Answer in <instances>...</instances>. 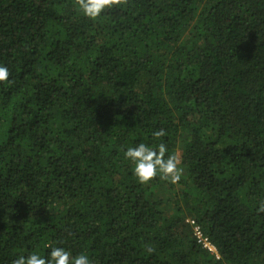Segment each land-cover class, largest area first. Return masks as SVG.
Masks as SVG:
<instances>
[{
    "label": "trees",
    "instance_id": "16d2710c",
    "mask_svg": "<svg viewBox=\"0 0 264 264\" xmlns=\"http://www.w3.org/2000/svg\"><path fill=\"white\" fill-rule=\"evenodd\" d=\"M0 65V264L51 247L264 264V0H128L96 21L75 0H0ZM140 143H164L180 181L138 182Z\"/></svg>",
    "mask_w": 264,
    "mask_h": 264
},
{
    "label": "clouds",
    "instance_id": "9594fccd",
    "mask_svg": "<svg viewBox=\"0 0 264 264\" xmlns=\"http://www.w3.org/2000/svg\"><path fill=\"white\" fill-rule=\"evenodd\" d=\"M75 4L84 16L96 21L106 9L127 5L128 0H75ZM9 75L8 68L0 65V82H7ZM165 135L164 129L153 132V136L157 139ZM167 152L168 149L164 143H160L156 148L140 143L135 147H129L124 156L134 165L133 174L141 184H148L158 174L161 179L176 184L183 175V168L177 156L166 155ZM257 211L264 213V202L259 204ZM145 251L151 254L155 252V248L146 245ZM12 264H91V261L85 254L73 256L63 247H51L47 257L36 253L21 255L13 260Z\"/></svg>",
    "mask_w": 264,
    "mask_h": 264
},
{
    "label": "built area",
    "instance_id": "2783aa9c",
    "mask_svg": "<svg viewBox=\"0 0 264 264\" xmlns=\"http://www.w3.org/2000/svg\"><path fill=\"white\" fill-rule=\"evenodd\" d=\"M191 224H193V222L191 221ZM193 229H194V233L197 237V239L203 244V246L208 249L209 251H211L212 253L216 254L217 255V250L216 248L214 247V245H212L206 238H204L202 235H201V232L198 228V226H193Z\"/></svg>",
    "mask_w": 264,
    "mask_h": 264
}]
</instances>
